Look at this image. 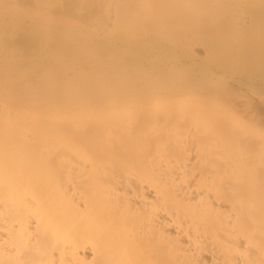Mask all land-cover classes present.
I'll return each mask as SVG.
<instances>
[{"label":"bare ground","instance_id":"1","mask_svg":"<svg viewBox=\"0 0 264 264\" xmlns=\"http://www.w3.org/2000/svg\"><path fill=\"white\" fill-rule=\"evenodd\" d=\"M0 264H264V0H0Z\"/></svg>","mask_w":264,"mask_h":264}]
</instances>
